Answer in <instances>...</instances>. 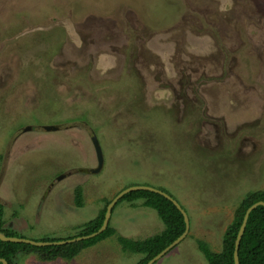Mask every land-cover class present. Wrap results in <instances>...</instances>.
Masks as SVG:
<instances>
[{
  "label": "rangeland",
  "instance_id": "rangeland-1",
  "mask_svg": "<svg viewBox=\"0 0 264 264\" xmlns=\"http://www.w3.org/2000/svg\"><path fill=\"white\" fill-rule=\"evenodd\" d=\"M131 185L164 189L188 216L156 264H206L196 242L219 252L239 202L264 191V0H0L6 228L65 240ZM110 226L131 240L164 228L140 203L117 205ZM16 259L138 257L110 238L71 261Z\"/></svg>",
  "mask_w": 264,
  "mask_h": 264
},
{
  "label": "trees",
  "instance_id": "trees-1",
  "mask_svg": "<svg viewBox=\"0 0 264 264\" xmlns=\"http://www.w3.org/2000/svg\"><path fill=\"white\" fill-rule=\"evenodd\" d=\"M137 186L131 185L126 188ZM145 186V185H144ZM122 189V190H124ZM121 190V191H122ZM161 192L169 195L167 191L157 188ZM74 205L77 208L83 207V191L76 187L73 191ZM111 201V200H110ZM105 200L102 209L97 213L95 218L85 223L79 228V233L67 239L88 236L95 233L103 222L106 206L110 202ZM257 202L264 203V191H255L247 193L236 207L232 220L226 228L221 241L219 252H213L210 247L203 241H197L196 247L202 255L206 264H234L232 258L234 252V242L242 223L245 211ZM120 203H128L133 206L140 203L141 207L153 210L158 219L163 224V230L142 240H131L116 235L115 230L110 226V221L106 230L95 237L77 243L62 246L34 248L23 244L3 243L0 241V259L7 264H16V257L34 255L40 262H53L56 260L71 261L82 251L95 247L96 244L114 238L120 251L123 254H129L138 257L135 264H147L154 256H157L175 240H177L185 231V223L180 212L174 205L162 196L145 191L128 193L120 199L114 208ZM4 208L0 204V234L8 238H25L16 231L8 229L4 222ZM27 239V238H25ZM65 239V240H67ZM62 239L42 238L38 241L55 242ZM238 264H264V208L257 207L248 217L245 231L240 241L237 252ZM1 264V263H0Z\"/></svg>",
  "mask_w": 264,
  "mask_h": 264
},
{
  "label": "water",
  "instance_id": "water-1",
  "mask_svg": "<svg viewBox=\"0 0 264 264\" xmlns=\"http://www.w3.org/2000/svg\"><path fill=\"white\" fill-rule=\"evenodd\" d=\"M44 130L49 132V131H55L56 129L53 127L47 126V127H44ZM94 147L96 150V158L98 161V168L92 172L93 174L98 173L100 171V169L102 168V165H103V158L101 157L102 153H101V150L99 148V145L97 143H95ZM60 178L62 179L63 176H61ZM137 191H145V192H150V193H154V194H158V195L162 196L163 198H165L166 200L171 202L174 205V207L180 212V214L183 217L184 223H185L184 233L177 240H175L172 244H170L167 248H165L161 253H159L157 256H154L147 263V264H156L159 260H161V258L163 256H165L169 252H171L185 238V236L188 233L189 220H188V216H187L186 212L182 209V207L179 205L178 202H176L173 198H171L169 195L161 192L160 190H157L155 188H151L148 186H132V187L126 188V189L122 190L121 192H119L106 206L105 214H104V218H103V222L101 224V227L95 233H92L88 236L76 237L73 239H67V240H61V241H55V242H42V241L29 240V239H25V238L24 239L23 238H12V237L8 238V237H5L2 234H0V241L3 243L28 245V246H31L34 248H45V247L68 245V244L77 243V242H81V241H85V240H89V239H93V238L95 239V237L102 234L106 230V228L108 227V224H109V221H110L111 215H112V209L114 208L116 203L120 199H122L123 196L127 195L128 193L137 192ZM257 207H263L264 208V203L263 202H257L255 204H253L252 206H250L244 213L242 223L240 225V228L238 230V233H237V236H236V239L234 242V252H233V256H232V258L234 259V264H238L237 252H238V248L240 245V241H241L242 236H243L244 231H245V227H246V223L248 221V217H249L250 213H252ZM0 263L1 264H7L2 259H0Z\"/></svg>",
  "mask_w": 264,
  "mask_h": 264
}]
</instances>
